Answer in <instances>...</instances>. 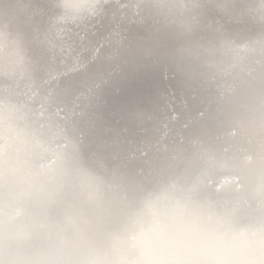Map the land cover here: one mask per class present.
Masks as SVG:
<instances>
[{
  "label": "water",
  "instance_id": "water-1",
  "mask_svg": "<svg viewBox=\"0 0 264 264\" xmlns=\"http://www.w3.org/2000/svg\"><path fill=\"white\" fill-rule=\"evenodd\" d=\"M87 2L0 0V11L13 14L25 30L21 52L23 62L28 65L27 76L30 73L32 77L41 76L24 84L25 72L4 71L3 76L16 75L18 80L12 85L13 81L7 83L0 77V111L26 113L37 127L51 131L54 147L66 150L70 145L69 136L81 137L80 119L85 107L101 95L99 90L93 98V91L113 80L112 74L118 72L112 69V62L132 49V37L121 47L127 36L122 30L123 37L117 33L116 49L120 52L116 49L114 53L107 52L114 35L111 25L116 30L123 20L128 21L129 28L134 23V28L147 30L146 39L153 46H171L169 63L159 65L153 58L145 59L139 66L142 70L157 71L171 102L161 103V117L155 126H141L136 131L137 137L126 138V150L111 156L112 173L122 177L137 194L168 184L195 188L201 199L234 212L239 223L251 226L264 223V209L249 194L253 182H264V53L259 43L264 36L260 29L236 21L228 23L209 13L200 21V35L206 41L217 36L208 46L214 63L208 68L189 69L180 60L176 63L173 60L174 52L179 53L178 46L173 33L158 15L162 5L156 0H102L101 6L94 9L82 6ZM105 27L110 30L100 36ZM134 34L142 41L139 31ZM178 78H184L181 82H187L190 87L185 93L186 101L181 99V90L169 84ZM255 83L259 85L254 86ZM72 86L79 89L70 97L67 91ZM236 91H243L253 99L248 104L255 105L245 126L240 121L246 109L238 108L231 115L237 116L235 125L227 124L222 130L220 122L214 128L199 127L197 119L206 120L208 106L218 100L223 102ZM174 92L178 100L173 97ZM199 98L204 100L198 102ZM189 101H196L192 120L190 117L180 120V110ZM129 164L131 169L127 172Z\"/></svg>",
  "mask_w": 264,
  "mask_h": 264
},
{
  "label": "clouds",
  "instance_id": "clouds-1",
  "mask_svg": "<svg viewBox=\"0 0 264 264\" xmlns=\"http://www.w3.org/2000/svg\"><path fill=\"white\" fill-rule=\"evenodd\" d=\"M156 2L189 69L214 63L208 46L218 38L200 35L209 13L264 36V0ZM249 194L264 209V182H253ZM0 264H264V223H239L195 188L134 193L77 150L54 147L26 113L0 111Z\"/></svg>",
  "mask_w": 264,
  "mask_h": 264
},
{
  "label": "bare ground",
  "instance_id": "bare-ground-1",
  "mask_svg": "<svg viewBox=\"0 0 264 264\" xmlns=\"http://www.w3.org/2000/svg\"><path fill=\"white\" fill-rule=\"evenodd\" d=\"M118 17L119 14L116 15L114 20L115 22L118 20ZM116 24L118 25V23ZM133 25L135 24L132 23L129 28L128 21L124 20L116 27V30L113 28V25H111L110 29H112V33L114 35L111 36V43L107 47H111V49L107 50V52L112 51V53H114L119 42L117 33L119 32L120 36L123 37V31L127 32V36L124 43L121 44V47L128 43L129 39L132 37L133 42L130 45L132 49L124 54H121L120 58L112 62V69H115L118 72L117 74H112L113 80L108 85L99 86L95 91H93V98L97 96V92L99 90V94L101 95H99L97 99L89 101L90 105L88 108L85 107L84 115L80 119V123L82 125V130L80 131L81 137H77L76 139L73 137V140L72 137L69 136L70 145L68 148L66 150H63V148L59 149L66 152L77 150L85 161L95 165L98 169L105 170L109 173H112L113 171L111 156L119 150L121 152L126 150V138L132 139V137H137L138 135L136 131L142 127L149 128L151 126H155L161 117V113L159 112L161 103L163 104V101L165 100L168 104L171 102L169 100V96L165 93L163 86L164 83L159 77L160 75L157 71L154 69L142 70L139 67L140 63L145 59L151 61L155 58L156 63L159 65L160 63H169L172 61L169 58L171 51L168 50L171 46H153L152 41L146 39L147 36L145 32L147 30L143 31L142 29L134 28ZM106 27V31L101 33L100 36H104L106 32L110 30ZM134 31H139L141 33L142 41L138 39V35L134 37ZM221 33L223 32L221 31ZM25 36V30L19 25L16 17L11 13L6 15L0 11V77L8 81L7 83H11V81H13L12 85H14L15 80H18L15 79L16 75L3 76L4 71L9 70L13 73L12 70H14L16 74H21L22 72H25L26 76L28 74V65L23 62L21 52V45L23 42L22 39L26 38ZM218 36L220 39L223 38L222 34H218ZM118 50L119 49H116L117 53L120 52ZM181 54L182 53L180 52H174V57H172L175 63L180 60L179 56ZM135 59H139L140 61H135ZM124 62L129 63L128 65H124ZM132 66L138 68L133 70ZM40 77L41 76L32 77L30 73V76H27V80L23 83L27 84L32 82L31 80L37 81ZM181 80H184V78H178L173 82H169V84L180 89L181 99L186 101L185 93L189 91L190 87L187 85V82H181ZM257 84L255 83L254 86ZM112 86H114L113 89L109 88ZM77 89H79V87L76 88V86H72L71 89L67 91V95H70L71 97ZM117 90L118 92L116 93ZM173 97H175V100H178L175 92ZM171 98L172 97H170V99ZM202 100L204 99L200 100L199 98L198 102H202ZM15 101L18 100L15 99ZM214 101L215 99L210 102ZM252 101L253 99H249L243 91H236L233 95L231 94L226 96L223 102L220 103L218 100L211 106H208L206 111L208 116L206 114V120H201L202 117L195 119L200 122L199 127L207 125V127L209 126L210 128H214L220 122V125L223 126L220 129L222 130L227 124H237V116L232 117L231 115L236 114V111L233 112V110L243 108L244 110L246 109L247 113H245L246 115L243 117L242 121H240V124L245 126V124H247L248 117L252 115L251 111L255 107V105L248 104ZM195 102L196 101H189L188 105L184 102L185 107H182L183 110H180L179 114L180 120H183L184 118L187 119L189 117L192 120V115L194 113L192 107H194ZM179 106H181V102H179ZM185 108L186 110H184ZM230 117H232L231 120ZM176 119L177 118H175L174 121H176ZM210 123L213 125L212 127L209 125ZM75 128H77V125ZM68 134L70 135V132ZM130 169L131 167L129 164L126 169L127 172H129ZM130 179L134 178L132 177Z\"/></svg>",
  "mask_w": 264,
  "mask_h": 264
}]
</instances>
